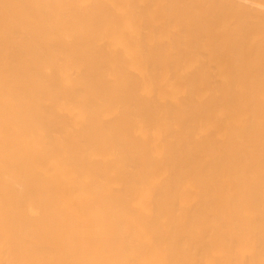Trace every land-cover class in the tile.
Returning <instances> with one entry per match:
<instances>
[{
  "label": "bare ground",
  "instance_id": "obj_1",
  "mask_svg": "<svg viewBox=\"0 0 264 264\" xmlns=\"http://www.w3.org/2000/svg\"><path fill=\"white\" fill-rule=\"evenodd\" d=\"M0 264H264V0H0Z\"/></svg>",
  "mask_w": 264,
  "mask_h": 264
}]
</instances>
